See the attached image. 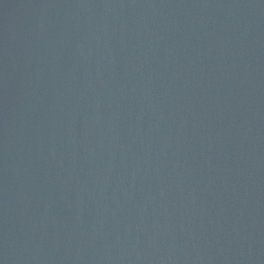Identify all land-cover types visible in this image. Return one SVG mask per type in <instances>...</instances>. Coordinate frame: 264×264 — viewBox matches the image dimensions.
I'll return each instance as SVG.
<instances>
[{"label":"water","instance_id":"water-1","mask_svg":"<svg viewBox=\"0 0 264 264\" xmlns=\"http://www.w3.org/2000/svg\"><path fill=\"white\" fill-rule=\"evenodd\" d=\"M0 264H264V0H0Z\"/></svg>","mask_w":264,"mask_h":264}]
</instances>
